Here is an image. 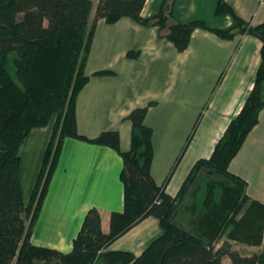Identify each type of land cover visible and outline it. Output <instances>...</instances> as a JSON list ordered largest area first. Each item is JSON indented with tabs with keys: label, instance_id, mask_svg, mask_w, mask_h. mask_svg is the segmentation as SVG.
Here are the masks:
<instances>
[{
	"label": "trees",
	"instance_id": "16d2710c",
	"mask_svg": "<svg viewBox=\"0 0 264 264\" xmlns=\"http://www.w3.org/2000/svg\"><path fill=\"white\" fill-rule=\"evenodd\" d=\"M146 0H0V264H264V250L241 254L232 242L260 246L264 239V204L251 199L246 181L232 173L230 160L258 121L264 105V21L251 25L225 0H217L215 15H230L234 25L211 28L204 21H172L174 0H163L158 12L141 17ZM93 17L91 18V13ZM121 17L157 26L178 51L192 31L203 28L223 39L247 33L261 42L260 63L253 86L238 113L230 119L207 157L197 159L171 195L155 183L152 128L144 123L152 102L127 115L130 147L120 149L119 133L102 131L88 138L77 131L75 102L88 80L85 63L96 23L111 24ZM168 19H170L168 21ZM138 52H128L135 57ZM95 75H109L101 70ZM52 122L51 134L27 201L19 182V146L29 131ZM108 146L122 159L119 180L123 208L109 213L108 230L101 214L89 208L63 252L30 241L33 223L57 167L65 138ZM148 216L162 228L139 254L105 250L109 244ZM224 235L226 237L223 239Z\"/></svg>",
	"mask_w": 264,
	"mask_h": 264
},
{
	"label": "crops",
	"instance_id": "0c3cea01",
	"mask_svg": "<svg viewBox=\"0 0 264 264\" xmlns=\"http://www.w3.org/2000/svg\"><path fill=\"white\" fill-rule=\"evenodd\" d=\"M216 1L174 0L172 21L201 20L211 28L232 27L230 15H215ZM162 2L146 0L141 17L156 14ZM225 2L251 25L264 21V0ZM260 47V40L247 33L223 39L195 28L188 46L178 51L157 26L143 25L129 17L111 24L99 19L85 63L88 80L75 102L77 131L94 138L102 131L115 130L120 149L126 151L131 137L127 115L152 102L144 118L152 128L150 172L157 185L174 195L193 163L210 155L226 125L240 110L253 86ZM132 51L138 52L135 57L127 55ZM101 70L111 74H94ZM260 92L264 100V81ZM51 128L52 122L31 129L19 146L21 192V168L25 164L24 179L26 184L30 182L31 193ZM121 168L122 159L111 147L65 138L30 241L70 251L84 214L91 207L100 211L101 228L107 231L109 213L123 208ZM228 168L245 179L249 197L264 204V105ZM161 232L158 219L148 216L105 250L138 256ZM232 243L241 254H251L258 248ZM221 264H231L230 258L224 256Z\"/></svg>",
	"mask_w": 264,
	"mask_h": 264
},
{
	"label": "rangeland",
	"instance_id": "374dc122",
	"mask_svg": "<svg viewBox=\"0 0 264 264\" xmlns=\"http://www.w3.org/2000/svg\"><path fill=\"white\" fill-rule=\"evenodd\" d=\"M93 1V3H94V5H96V2H97V0H92ZM93 5V6H94ZM170 19H168V21H169ZM164 31H166V28L165 29H163V32ZM22 169V172H21V174H22V176H23V189H22V195H23V199L26 201L27 200V198H28V196H29V194H30V190H31V185H30V182L28 183V184H26V181H25V179H26V173H24L23 171L24 170H26V168H25V164L23 165V168H21ZM25 178V179H24ZM28 185V186H27ZM264 233V232H263ZM226 237V235H224V237H223V239ZM235 243V245H237V246H243L244 244H242V243H238V242H234ZM247 246H249V245H247ZM250 247V246H249ZM255 247H258V248H256L257 250H256V252H260V251H263L264 250V239H263V242H262V244L260 245V246H255Z\"/></svg>",
	"mask_w": 264,
	"mask_h": 264
}]
</instances>
